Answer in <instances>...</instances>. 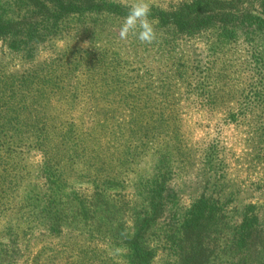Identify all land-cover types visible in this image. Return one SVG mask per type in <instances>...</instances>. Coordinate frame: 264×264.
I'll return each mask as SVG.
<instances>
[{
	"label": "rangeland",
	"instance_id": "374dc122",
	"mask_svg": "<svg viewBox=\"0 0 264 264\" xmlns=\"http://www.w3.org/2000/svg\"><path fill=\"white\" fill-rule=\"evenodd\" d=\"M223 1L148 0L146 43L135 0H0V264H264V30Z\"/></svg>",
	"mask_w": 264,
	"mask_h": 264
},
{
	"label": "trees",
	"instance_id": "16d2710c",
	"mask_svg": "<svg viewBox=\"0 0 264 264\" xmlns=\"http://www.w3.org/2000/svg\"><path fill=\"white\" fill-rule=\"evenodd\" d=\"M29 2L31 3V6L34 11H37L38 7L44 4L43 0H29ZM223 2H228L229 4L234 5L236 8L235 13L230 14L231 17L234 19L233 24H236V26L245 25L248 27L259 28L264 30V0H228ZM0 22L3 24H7V21H5L4 19H0ZM20 28H22L21 32ZM20 28H18L17 31H19L20 33L23 32L24 34L26 29H32V31L35 33H38L39 31L36 30L37 22H31L28 21V19H25L23 25ZM255 30L256 29H251V31L253 32H255ZM0 32H2L0 33V37H6L4 29H2ZM218 164H222V162L219 160ZM156 181L160 183L164 182V180L162 179ZM155 185L156 188L153 187L151 189L153 192L156 191L152 196L156 201L153 216H158L159 213H163L165 209L164 207H167V205L165 200L163 199L165 197H163L161 193H159L161 191L158 189L160 185L158 183H156ZM166 198L169 200L170 195L166 196ZM224 204L225 202H218V205L217 202H215V204H211L209 199L206 198V196L197 198L190 204L188 210L184 214V216H187L183 221L184 227L187 228L189 224L192 230H199V225L205 223V226L208 227L207 229H210V231L222 232V229L224 230L225 226V222H223L222 219L225 220L226 217V209L224 208ZM240 237L241 236H239L238 238L236 236L233 238V242L235 245H240Z\"/></svg>",
	"mask_w": 264,
	"mask_h": 264
},
{
	"label": "clouds",
	"instance_id": "9594fccd",
	"mask_svg": "<svg viewBox=\"0 0 264 264\" xmlns=\"http://www.w3.org/2000/svg\"><path fill=\"white\" fill-rule=\"evenodd\" d=\"M148 0H135L121 25L120 36L126 38L130 33L140 41L151 43L156 39V29L150 17Z\"/></svg>",
	"mask_w": 264,
	"mask_h": 264
}]
</instances>
